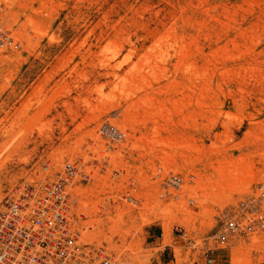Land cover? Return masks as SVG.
Listing matches in <instances>:
<instances>
[{"label": "rangeland", "instance_id": "374dc122", "mask_svg": "<svg viewBox=\"0 0 264 264\" xmlns=\"http://www.w3.org/2000/svg\"><path fill=\"white\" fill-rule=\"evenodd\" d=\"M0 27V199L79 166L82 242L205 264L174 229L212 235L264 187V0H0ZM170 174L184 184L160 199ZM210 264H264V233L228 237Z\"/></svg>", "mask_w": 264, "mask_h": 264}, {"label": "built area", "instance_id": "2783aa9c", "mask_svg": "<svg viewBox=\"0 0 264 264\" xmlns=\"http://www.w3.org/2000/svg\"><path fill=\"white\" fill-rule=\"evenodd\" d=\"M13 41L0 27V54ZM100 137L108 144H118L125 134L113 126H102ZM91 174L82 167L66 166L53 182L20 183L0 199V264H129L118 261L104 246L82 242L77 216L72 212L70 191L87 183ZM184 184L180 174H170L163 182L160 199H177L174 195ZM130 203L134 199H128ZM193 205V199L187 201ZM221 227L212 235L199 236L176 227L177 238L189 251H195L211 263L213 252L226 244L228 237H249L264 233V187L231 205L220 216ZM161 233L158 240H162ZM160 245L156 247H160Z\"/></svg>", "mask_w": 264, "mask_h": 264}]
</instances>
